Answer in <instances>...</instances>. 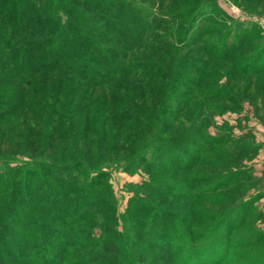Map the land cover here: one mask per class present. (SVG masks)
Listing matches in <instances>:
<instances>
[{
    "label": "trees",
    "instance_id": "16d2710c",
    "mask_svg": "<svg viewBox=\"0 0 264 264\" xmlns=\"http://www.w3.org/2000/svg\"><path fill=\"white\" fill-rule=\"evenodd\" d=\"M202 2L0 0V103L7 108L3 114L21 116L26 112L29 119L23 120L25 126L50 125L54 132H60L59 141L66 151L73 152L78 145L92 146L94 140L88 141L89 133L96 134L94 149L98 151L106 149L107 153H119V146L125 145L131 151V155L127 154L122 159L125 169L134 172L142 166L149 176H153L142 183V189L149 191L151 196L164 195L165 189L159 186L166 183L159 177L162 168L147 164L155 160L159 165L164 164V160L176 150H185L181 143L197 140L198 136L208 138L202 130L207 119L205 109L194 115L186 129L180 127H184V121L188 123L186 115L179 126H170L181 113L204 107L199 101L192 100L191 94L195 93V86L204 82L203 77L207 74L203 71L205 64L196 67L203 77L191 83L185 79L183 70L189 60H199L206 52L215 59H238L235 57L237 50L249 40V32L238 29V35L232 38L231 49L222 52L199 45L204 42L199 28L193 38L187 40L191 25L187 23L184 26L185 19L194 22L199 18V22L204 24L211 20L202 17ZM220 21L223 20L219 18L216 22ZM246 64L237 68L238 73L263 72L259 67L250 71ZM5 88L12 92L4 96L1 92ZM197 94L201 98L213 97L211 92ZM21 130L22 138L31 135L27 129ZM168 132L178 135L165 136ZM175 140L178 141L174 143ZM59 141L51 145L52 151L61 147ZM204 141L198 143L206 144L208 140ZM228 141L231 140L213 143ZM27 149L33 150L32 147ZM242 150L235 152L239 154ZM31 152L23 155L29 157ZM159 152H162L161 156ZM82 155L69 161L63 159L64 155L50 157L52 161L32 156L34 161L37 158L43 161L6 165L0 172V186L9 185L12 191L4 210L0 207V213L15 207V203L12 204L15 195L17 199H27L29 191H22L19 187L21 181L24 187L32 189L29 196L33 200L64 199L65 202L68 199H88L97 208V214H102V209L109 210L113 195L105 183V173L92 167L91 156ZM244 168L227 172L236 176L228 182L243 179L237 173ZM53 191L57 193L53 194ZM4 195L3 191L1 196ZM131 200L123 215L122 232L103 235L100 240L92 238L90 233L85 235L84 239L92 243L86 247L85 264H175L179 258H189L188 253H192L190 235L184 233L179 246L169 241L170 229L165 226L167 216H159L160 211L166 208L148 196L140 199V203L137 201L136 205L133 203L137 198ZM61 205L59 203L57 207L63 213V203ZM131 216H137L139 221L131 220ZM56 217L63 230L59 234L48 228L56 236L52 245L58 254L57 261L49 264H64L65 253L79 234L65 228V224ZM239 224L235 220L232 225L237 227ZM6 228L11 229V223H7ZM103 230L110 231L107 223ZM228 237L231 247L234 244L231 233ZM144 241H148L150 246L146 247ZM155 249L158 251L154 252ZM20 252L17 251L18 254ZM9 257L2 262H8ZM259 260L247 259L245 264H258L256 261Z\"/></svg>",
    "mask_w": 264,
    "mask_h": 264
},
{
    "label": "rangeland",
    "instance_id": "374dc122",
    "mask_svg": "<svg viewBox=\"0 0 264 264\" xmlns=\"http://www.w3.org/2000/svg\"><path fill=\"white\" fill-rule=\"evenodd\" d=\"M202 3V17L211 20L204 24L199 22V18L194 22L185 19L184 26L187 23L191 25L186 35L187 40L193 38L197 28L201 30L204 41L199 45L205 49L215 48L221 52L231 49L232 38L238 35V29L249 32V40L237 50L235 57L238 59H215L206 52L199 60H189L183 70L185 79L191 83L203 77L196 67L205 64L203 71L207 74L203 77L204 82L195 86L193 89L196 91L191 94L192 100L196 103L199 101L204 107H191L195 109L194 112L181 113L180 118L170 126H179L180 120L186 115L189 117L188 123L184 121V127L180 126L181 129H186V124L191 122L194 115L205 109L207 119L203 122L202 130L207 133L208 138L198 136L197 140L181 143L185 150H176L168 155L164 164L159 165L157 160L147 164L149 167L153 165L162 168L159 177L164 178L166 183L159 186L165 189L164 195L151 196L149 191L142 189V183L148 177L153 178L142 166L134 172L125 169L122 159L131 153L125 145L119 146V153H107L106 149L98 151L94 149L96 134L89 133L88 141L92 138L94 140L92 146L78 145L75 151H66L61 140L59 141V131L54 132L50 125L42 123L35 127L25 126L23 120L29 119V113L6 116L3 113L7 108L0 103V172L6 165L37 164L38 161H43L38 160L41 158L34 161L32 156L52 161L50 157L64 155L63 159L69 161L77 160L84 153L86 157L91 156L94 165H97H93V168H100L105 173V183L109 185L113 195L111 208L102 209V214H97V208L88 199H68L65 202L64 199L33 200L29 196L32 189L24 187L21 181L19 187L22 191H29L27 199H17L15 195V199H12L15 207L12 206L13 209L9 212L0 213V239H3L0 244V264L56 262L58 254L52 245L56 242V236L48 230L50 227L56 233L62 232L63 227L58 225L56 216L65 224V228L79 234L77 240L73 239V246L65 253L64 264H85L86 247L92 245L89 240L84 239L85 235L90 233L92 238L100 240L103 235L122 232L123 215L130 206L131 198H137L133 203L136 205L137 201L140 203L139 200L147 196L166 208L160 211L159 216H167L165 226L170 229L171 244L179 246L178 242L184 237V233L190 235L192 253H188L189 258L177 259L175 264H216L221 257L222 260L217 264H245V260L251 258H258L260 260L256 263L264 264V0H203ZM219 18L223 21L216 22ZM197 45L198 42L195 43ZM244 64L250 67V71L259 67L263 68V72L238 73L237 68ZM189 83H186L187 86ZM11 92L10 88H5L1 93L6 96ZM199 92H211L213 97L201 98L197 94ZM218 92H221L220 95ZM213 107L215 109L211 110ZM21 128L27 129L35 137L30 135L22 138ZM164 135L176 136L178 133L168 132ZM225 139L231 141L213 143ZM204 140H208L206 144L198 143L205 142ZM58 141L61 142V147L52 151L51 145ZM28 147L33 150H28ZM240 148L244 150L237 154L235 151ZM196 150L197 154L194 153ZM28 151H32L31 156H24L23 153ZM159 153L161 156L162 152ZM165 156L166 154L163 155ZM47 160L44 162L48 163ZM237 168H244V171L237 173L244 178L229 183L236 176L228 173ZM41 175L43 176V172ZM218 183L220 184L217 185ZM5 187L0 186V207L3 210L12 191L9 185ZM1 191H4V196H1ZM190 194L193 196L190 197ZM59 203H63V213L57 207ZM35 219H38L37 224ZM130 219L139 221L137 216H131ZM235 220L241 223L237 227L232 225ZM7 223H11V229L6 228ZM105 223L109 226V232L103 230ZM230 233L234 242L231 247L228 237ZM144 242L146 247L150 246L148 241ZM17 251L21 252L18 254ZM156 251L158 250L155 249L154 252ZM6 257H9V261L2 262Z\"/></svg>",
    "mask_w": 264,
    "mask_h": 264
}]
</instances>
